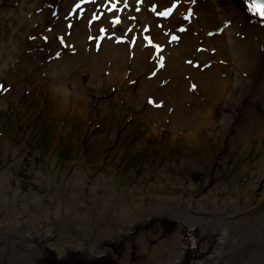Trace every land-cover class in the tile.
<instances>
[{
	"label": "bare ground",
	"instance_id": "obj_1",
	"mask_svg": "<svg viewBox=\"0 0 264 264\" xmlns=\"http://www.w3.org/2000/svg\"><path fill=\"white\" fill-rule=\"evenodd\" d=\"M0 61V78L10 77L20 91L17 101L39 87L59 101L57 112L72 109L76 99L97 101L103 84L116 85L110 97L139 108L154 134L169 137L183 173L203 166L212 132L232 123L246 146L260 139L264 166V12L253 0H0ZM25 78L31 79L27 88ZM84 112L81 104L72 114ZM177 166L163 170L173 175ZM10 170L0 173V205L17 230L0 221V252L11 253L14 264H22L23 255L27 264H264V205L256 193L131 200L130 208H143L138 218L144 221L153 218L146 207L170 205V233L142 228L133 212L113 219L111 207H97L89 219L25 202L26 215L15 217L22 210L5 190ZM24 224L29 236L19 232ZM131 238L139 239L137 246Z\"/></svg>",
	"mask_w": 264,
	"mask_h": 264
},
{
	"label": "rangeland",
	"instance_id": "obj_2",
	"mask_svg": "<svg viewBox=\"0 0 264 264\" xmlns=\"http://www.w3.org/2000/svg\"><path fill=\"white\" fill-rule=\"evenodd\" d=\"M9 52L13 51L9 48ZM9 78H0V173L11 166L10 183L5 190L10 199L15 198L21 206L22 213L15 217L26 215L27 208L22 203L30 202L29 206L39 210L42 203L51 209L58 206L64 216L72 210L74 217L83 214L93 219L97 207L102 210L111 207L114 211L107 214L113 219L122 211L133 212L137 219L144 216L141 215L143 208L139 211L130 208L135 205L131 200L159 195L184 194L192 198L207 195L225 199L251 198L256 193L262 197L264 205V192L259 188L264 182V166L258 163L260 139H253L246 146L240 139L236 123L227 130L216 127L209 137L210 158L203 160V166L183 173L177 157V161H173L174 156L170 154L174 147L169 149V137L154 134L148 117L139 108L110 97L116 85L103 84L97 90V101L91 98L83 103L76 99L69 105L72 109L66 107L65 112H57L55 107L59 101L39 87L28 89L17 101L15 94L19 95L20 91L13 90ZM30 81L25 78L22 87H29ZM81 104H85V114H72ZM119 111H123L122 114ZM14 118L24 121V125L14 128ZM114 123L118 125L113 127ZM7 143L14 148L19 146L15 149L19 150L16 155L13 148L6 149ZM167 164L169 167L179 165L178 173L169 175L164 171ZM94 183L99 186L95 188ZM74 193H80L82 203L72 198ZM106 196H112L111 203L106 202ZM82 205L87 208L86 212H81ZM145 210L153 218L148 221H144L147 217L138 218L142 228L146 224L150 228L158 226L170 233L174 231L170 228L173 223L170 205L151 204ZM129 220L134 223L132 218ZM0 221L5 223L3 225L10 223L11 231L17 230L11 224L13 220L7 215V208L2 205ZM29 228L26 224L18 227L19 232L27 236ZM131 239L132 247L137 246L139 239ZM12 257L9 252H0V264H14ZM25 258L23 255L22 264L28 263ZM80 262L85 264L83 259Z\"/></svg>",
	"mask_w": 264,
	"mask_h": 264
},
{
	"label": "water",
	"instance_id": "obj_3",
	"mask_svg": "<svg viewBox=\"0 0 264 264\" xmlns=\"http://www.w3.org/2000/svg\"><path fill=\"white\" fill-rule=\"evenodd\" d=\"M86 264V263H85ZM95 264V263H94Z\"/></svg>",
	"mask_w": 264,
	"mask_h": 264
}]
</instances>
